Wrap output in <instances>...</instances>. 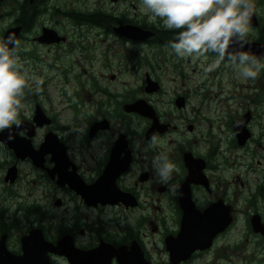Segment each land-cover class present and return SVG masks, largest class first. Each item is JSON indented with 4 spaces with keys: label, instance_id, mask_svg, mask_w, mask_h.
<instances>
[{
    "label": "flooded vegetation",
    "instance_id": "af4514ba",
    "mask_svg": "<svg viewBox=\"0 0 264 264\" xmlns=\"http://www.w3.org/2000/svg\"><path fill=\"white\" fill-rule=\"evenodd\" d=\"M255 5L247 45L264 46ZM142 7L0 0V41L18 29L30 85L9 129L24 145L0 141V264L41 262L23 254L30 233L49 264H264L252 225H264V132L253 129L264 69L236 97L205 71L215 54L178 58L166 47L178 30ZM161 154L176 166L167 183Z\"/></svg>",
    "mask_w": 264,
    "mask_h": 264
},
{
    "label": "clouds",
    "instance_id": "9594fccd",
    "mask_svg": "<svg viewBox=\"0 0 264 264\" xmlns=\"http://www.w3.org/2000/svg\"><path fill=\"white\" fill-rule=\"evenodd\" d=\"M142 5L150 22L159 19L164 29L178 30L166 46L178 58L196 60L213 53L215 60L206 72L219 68L227 59L242 80H254L264 69L262 58L243 50L251 32L255 0H142ZM18 45L14 35L0 41V131L21 124L19 114L25 107L22 97L30 86L15 56ZM39 83L37 80V88ZM152 144H156L155 137ZM153 165L163 183L176 170L166 154L158 155Z\"/></svg>",
    "mask_w": 264,
    "mask_h": 264
},
{
    "label": "water",
    "instance_id": "95a60500",
    "mask_svg": "<svg viewBox=\"0 0 264 264\" xmlns=\"http://www.w3.org/2000/svg\"><path fill=\"white\" fill-rule=\"evenodd\" d=\"M254 13H255V11H254ZM255 19H256L255 14H253L252 19H251V25H255L256 24ZM17 31H18V29L16 27L9 28L8 30H6V32L4 33V36H3V41H6L7 38L10 35H14V37L16 39L17 38ZM11 47H12V45H9V48H11ZM243 50L244 51H249L253 55L264 56V46L263 45H255L254 46V44H252V43L249 44V45L245 44ZM29 135H31V134H29ZM48 139H49V141H48ZM0 141H2L3 143H5L7 145H24L22 138L17 136L16 133L14 134L13 132H11V130L9 131V129H5L3 131H0ZM27 141H29V140H27ZM50 141H51V136H50V134H47L45 136L43 144L46 145ZM239 141L242 142V139H239ZM13 148L15 149V151L17 153L19 151H21V156L22 157L30 154L28 149L19 148V147H16V146H13ZM255 219H256V222L258 224V227L253 224V219H252V225H253L254 231L255 232H259V233L264 235V225H262V224L260 225L259 224V220L257 218H255ZM30 235H32V234L30 233ZM30 235L28 236V238H23L22 239L23 254L24 255L26 254V257H27L28 254L41 253V262L39 263V261H38V263L39 264H49V261L47 260V257L45 255V250L47 248L46 242H44L40 236H37V235L30 236ZM34 238H36L38 240V242H36ZM27 239H29L30 242L27 241ZM26 261L30 262L29 260H26Z\"/></svg>",
    "mask_w": 264,
    "mask_h": 264
},
{
    "label": "rangeland",
    "instance_id": "374dc122",
    "mask_svg": "<svg viewBox=\"0 0 264 264\" xmlns=\"http://www.w3.org/2000/svg\"><path fill=\"white\" fill-rule=\"evenodd\" d=\"M256 1V0H255ZM260 1L261 3H264V0H257ZM259 10L258 13H262L263 14V6H259ZM215 59V58H214ZM211 72H215L216 76L215 78H217L218 82L219 80H223L220 81L221 84L228 86L230 91H232L234 93V95L236 97H240L242 94H244L243 92H248L250 91L251 95H252V90H253V85L255 84V82L261 78V81H263L262 75H261V71L258 75V78L252 80H242V79H238L235 75V73L233 72L231 66L229 65L228 61H224L220 64L219 68H216L214 70H212ZM224 73L227 75L228 77V81L224 80L225 79V75ZM246 86V88H243V86ZM235 102H240V98H236L234 99ZM248 107H254L253 103H250L248 105H246ZM253 129L256 131V133H260V131L264 132V87H262V93L260 96V100H259V104H258V108H256V113H255V117H254V127ZM14 133V131H13ZM264 141L260 140V142ZM253 145V144H251ZM259 253H261V250L259 251ZM257 257V255H256ZM242 261L239 257V255H235L234 259H233V264H240Z\"/></svg>",
    "mask_w": 264,
    "mask_h": 264
},
{
    "label": "bare ground",
    "instance_id": "6f19581e",
    "mask_svg": "<svg viewBox=\"0 0 264 264\" xmlns=\"http://www.w3.org/2000/svg\"><path fill=\"white\" fill-rule=\"evenodd\" d=\"M12 131V130H11ZM50 139V138H49ZM49 139H48V141H49ZM253 224L254 225H256L257 227H258V224H257V222H256V219L255 218H253ZM32 235H35V233H32ZM27 241H29L30 242V240L29 239H27ZM35 241L36 242H38V240L35 238ZM32 242V241H31ZM40 255V254H39ZM12 258V257H11ZM20 259H18V258H14V261L16 262V263H19V264H24V261L23 262H20L19 261Z\"/></svg>",
    "mask_w": 264,
    "mask_h": 264
},
{
    "label": "trees",
    "instance_id": "16d2710c",
    "mask_svg": "<svg viewBox=\"0 0 264 264\" xmlns=\"http://www.w3.org/2000/svg\"><path fill=\"white\" fill-rule=\"evenodd\" d=\"M259 3H261L260 1H258Z\"/></svg>",
    "mask_w": 264,
    "mask_h": 264
}]
</instances>
